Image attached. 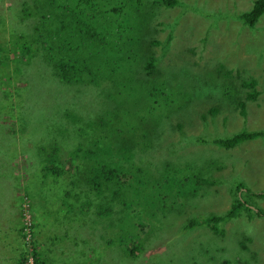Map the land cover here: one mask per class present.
<instances>
[{"label": "rangeland", "instance_id": "1", "mask_svg": "<svg viewBox=\"0 0 264 264\" xmlns=\"http://www.w3.org/2000/svg\"><path fill=\"white\" fill-rule=\"evenodd\" d=\"M25 1L0 0V44L8 48L6 52L11 58L0 63V264H20L18 251L11 250L15 243L18 249L23 246L30 251L26 260L34 264L31 242L44 258L43 264H264L262 214L245 207L232 208L235 213L220 221L221 232L206 224L180 229L190 217L205 218L228 211L240 184L247 191L242 194L246 204L253 210L264 211V135L229 148L214 142L242 128L264 132V12L251 28L240 15L251 8L254 0H179L171 7L161 4L153 7L154 12L157 10L154 22H163L156 24L158 30L154 31L160 42L151 46L153 54L159 57L157 67L161 74L169 64L176 70L187 64L191 75H197L192 80L195 86L209 77L216 80L215 88L220 90L216 85L224 77L219 78V74L228 71L234 77L233 83L239 85L232 101L226 100L222 108L218 102L222 94L213 92L212 104L219 107L215 113L209 112V105L204 106L201 94L200 98H190L180 110L182 120L172 112L158 127L163 137V146L159 148L164 149V156L158 155L152 162L166 169L171 165L172 178L196 186L182 212L161 231L156 215L145 211L138 215L137 205L119 212L118 203L114 205L118 212L104 209L99 214L100 204L110 203L113 198L108 189L100 193L90 186L88 191L84 183L79 192L80 188L69 184L67 177L45 171V165L53 163L52 159L62 164L57 157L62 154L61 159H67L62 164L65 168L71 164L75 170L77 165L82 170L83 160L88 172L87 162H95L98 167L102 160V172L106 173L107 151L88 153L85 161L78 155L79 148L58 138L59 130L52 123L64 117L63 109L70 95L61 103L62 95L55 98L44 88L37 92L35 88L47 82L60 87L49 80V73L39 78L45 72L42 70L47 69L38 58L39 53L25 64L28 54L17 57L9 49L24 35L16 36L15 25L34 21V15H26ZM15 65L21 68L18 74L21 81L15 79ZM28 67L42 70L37 69L38 74L31 77ZM28 77L30 80L26 82ZM243 79H252L255 85L243 87L240 85ZM94 86L87 92L76 82L69 86L72 94L69 104L76 105L74 114L82 118L74 121L76 126L82 121L96 120L101 113H113L114 99L107 100L101 91L107 93L109 84ZM252 89L257 90L256 96L246 98V91ZM239 97L245 101L246 115H241L238 107L235 109L233 100ZM79 99L87 102L86 110L79 111ZM38 106L44 115L29 112ZM176 121L182 123L180 127ZM92 134L85 133L83 144H88ZM147 159V154L142 156L143 162ZM83 192H87V197ZM119 200L118 195L113 203ZM130 230L138 231L137 241L128 236ZM135 242L141 243L142 249L135 258H130L126 247Z\"/></svg>", "mask_w": 264, "mask_h": 264}, {"label": "trees", "instance_id": "2", "mask_svg": "<svg viewBox=\"0 0 264 264\" xmlns=\"http://www.w3.org/2000/svg\"><path fill=\"white\" fill-rule=\"evenodd\" d=\"M177 3L179 0H26V15H34V21L27 25H15L18 29L16 36L24 35L22 39L15 40L14 45L9 48L16 52L17 57L23 58L28 54L25 64H29L31 58L39 53L38 58L47 69L42 70L41 67L33 70L28 67V76L38 74V70L45 71L39 78L49 73V80H54V85L59 84L60 88L53 86L52 82H47L37 86L35 90L38 92V89L44 88L45 92L52 93L55 98L62 95L61 103L67 100L68 95H72L69 86L73 82L78 83L79 88L85 92L90 90L92 85L109 84L107 93L103 89L101 91L103 96L106 94L107 100L114 99L113 113H101L96 115V120L85 123L82 121L80 126H76L74 121H81L82 118L74 114L76 105L69 104V96L68 105L63 109L64 117L52 123L59 130L58 138L79 148L78 155L85 161H88V153L93 154L98 149L106 150L107 172H102V160L98 167L95 162H87L85 166L88 172H85L81 159L82 170L78 165L75 170L71 164L70 168H65L62 164L67 159H61L62 154H57L62 164L55 163L52 159L53 163L45 165V171L57 177H67L69 184H76V188H80L79 192L84 183L88 185V191L90 186L100 193L108 189L110 197L113 198L110 203L100 204L99 214L104 209L111 213L118 212L114 207L118 203L119 212L128 206L137 205L138 215H141V211L156 215L160 231L167 229L166 225L171 222V218L175 220L182 212L185 201L194 194L196 186L178 177L172 178L171 165L166 169L158 162H152L158 155L164 156V149L159 148L163 146V137L158 127L165 123L166 116L170 118L172 112H175V118L182 120L180 110L190 98H200L201 94H204V106L209 105L208 110L213 114L219 109L212 104L213 92L222 94L223 98H218L222 108L226 100L232 101L231 96L235 94L236 86L239 87L237 82L233 83L234 77L230 71L219 74V78L224 77L220 78L221 81L216 85L220 90L215 88L216 80L209 77L202 78L204 82L195 86V81L192 80L197 75H191L187 64L179 70L169 64L161 74L157 67L159 57L153 54L151 46L160 42L154 36V31L158 30L156 24L163 22H154L153 17L157 10L154 12L153 7L158 8L160 4L171 7ZM263 12L264 0H254L251 8L240 15L242 20L252 26ZM34 35L36 36L33 37ZM7 50L8 48L0 44V63L11 59ZM15 70V79L23 80L18 76L20 66L15 65ZM24 70L26 69H23L22 73ZM29 80L28 77L26 82ZM240 85L252 87L255 82L252 79H243ZM256 92L255 89L246 91L245 97L252 99ZM233 102L235 109L238 107L241 115H246L244 99L240 100L239 97ZM77 105L79 111L86 110L87 102L79 99ZM29 112L37 116L44 115V110L39 106ZM175 124L180 127L182 123L176 121ZM97 125L99 129H93ZM242 129L230 136L216 138L214 142L229 148L249 138L264 135L260 130ZM88 131L94 134L88 138V144L85 145L82 138ZM146 154L148 161L145 163L142 156ZM163 161L164 159L161 163ZM240 185L236 188L233 204L228 211L220 215L208 214L205 218L190 217L187 222L181 224L180 229L206 224L213 231L221 232L220 221L235 213L232 208L245 207L246 210L264 215L262 209L253 210L246 204L242 194L247 191ZM83 194L87 197V192ZM118 195L121 200L113 203ZM177 232L181 233L180 230ZM138 235L137 230L128 231V236L133 237L135 241L138 240ZM25 243L30 242L25 240ZM30 244L35 256L34 264H43L44 258H41L38 248L34 243ZM14 245L16 246L11 250H17L21 254L19 263L26 264V255L27 252L31 254L30 251L23 246L17 249L19 245ZM141 245L135 242L132 247H126L131 254L130 258L137 256L142 249Z\"/></svg>", "mask_w": 264, "mask_h": 264}, {"label": "clouds", "instance_id": "3", "mask_svg": "<svg viewBox=\"0 0 264 264\" xmlns=\"http://www.w3.org/2000/svg\"><path fill=\"white\" fill-rule=\"evenodd\" d=\"M246 25H249V24H247V23H246ZM253 25H254V24H253ZM249 27L251 28V26H250V25H249ZM92 86H94V85H92ZM94 87H95V86H94ZM28 263H29V262H28ZM28 263H27V264H28ZM29 264H30V263H29ZM32 264H33V263H32Z\"/></svg>", "mask_w": 264, "mask_h": 264}, {"label": "crops", "instance_id": "4", "mask_svg": "<svg viewBox=\"0 0 264 264\" xmlns=\"http://www.w3.org/2000/svg\"><path fill=\"white\" fill-rule=\"evenodd\" d=\"M17 249H18V248H17ZM15 251H16V250H15ZM20 255H21V254L19 253V257H20ZM19 257H18V258H19Z\"/></svg>", "mask_w": 264, "mask_h": 264}, {"label": "bare ground", "instance_id": "5", "mask_svg": "<svg viewBox=\"0 0 264 264\" xmlns=\"http://www.w3.org/2000/svg\"><path fill=\"white\" fill-rule=\"evenodd\" d=\"M116 26V25H115ZM97 83V82H96Z\"/></svg>", "mask_w": 264, "mask_h": 264}]
</instances>
